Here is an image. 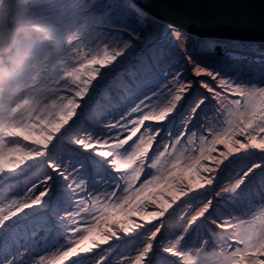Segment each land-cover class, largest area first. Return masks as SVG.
I'll use <instances>...</instances> for the list:
<instances>
[{
	"label": "rangeland",
	"instance_id": "1",
	"mask_svg": "<svg viewBox=\"0 0 264 264\" xmlns=\"http://www.w3.org/2000/svg\"><path fill=\"white\" fill-rule=\"evenodd\" d=\"M46 2L45 8L20 16L23 0H0V12L6 9L0 13V60L9 53L1 66L7 71L4 63H11V73L19 71L8 78L9 92L2 89L7 82H0V196L16 185L21 188V202L0 213V244L9 250L0 247V252H6L7 264H23L20 257L28 251L30 264H77L85 252L109 246L108 252L115 248L113 255L104 256L118 264H151L154 258L194 264L188 263L181 247L180 237L188 234L202 239L195 253L207 254L202 264H264V233L256 234L252 253L231 251L234 228L206 226L212 208V216H219L222 205L226 209L222 203L228 199H221V192L230 186L262 192V198L255 195L264 211V44L191 39L161 28L130 1L134 8L124 0ZM121 16L127 27L113 24L112 19L117 22ZM33 40L38 47L29 49ZM220 51L260 57L256 63H235L236 82L220 78L228 67L226 60L213 56H221ZM151 52L173 58L172 68L153 58L158 76L148 88L147 83L141 87L151 73ZM190 53L209 58H191ZM14 54L20 56L11 61ZM172 71L178 75L174 81L167 78ZM187 72L192 78L185 83L189 87H177L176 80L183 81ZM135 87L140 88L134 93ZM205 90L210 94L204 93L207 102L199 110L208 107L214 118L202 112L196 125L187 126L199 113L200 100L192 92L197 96ZM187 92L192 97L185 96ZM182 107L179 115L176 110ZM167 120L170 125L162 136ZM174 121L176 130L171 127ZM91 159L100 162L93 167ZM69 179L82 185L59 197L57 204L65 212L58 216L54 210L42 219L58 190L56 183ZM25 226L38 235L26 240L23 233L31 232ZM65 227L74 241L69 247L56 241L36 254V246L45 243L41 232L62 228L63 233ZM215 235L229 242L225 250L220 244L209 256L203 240ZM136 238L139 244H131Z\"/></svg>",
	"mask_w": 264,
	"mask_h": 264
},
{
	"label": "trees",
	"instance_id": "2",
	"mask_svg": "<svg viewBox=\"0 0 264 264\" xmlns=\"http://www.w3.org/2000/svg\"><path fill=\"white\" fill-rule=\"evenodd\" d=\"M46 1H50V0H28V1H24L23 0V2H24V5L22 6V7H19L18 8V11H21V13L19 14L20 16H23V15H25V14H29V12H30V10H33V9H35V8H45V6L47 5V2ZM46 2V3H45ZM124 2H126V3H128V5L130 4V6H132L133 8H134V6L133 5H131V3H129V0H124ZM17 5H19V6H21L22 4L18 1L17 2ZM100 9V8H99ZM98 9V10H99ZM4 11H6V9L4 10H2L0 13H2V12H4ZM22 14V15H21ZM33 15V14H32ZM31 15V16H32ZM21 19H24V17L23 18H21ZM123 19H124V16H121L120 17V19H115V20H118L117 22H115L114 21V19H112V21H113V24L114 25H119L118 27H120V26H123V27H127L125 24L127 23V21L126 22H123ZM153 20V19H152ZM112 21L111 22H109L108 24H112ZM156 24H158V26H160L161 28H165L166 26L164 25V24H162L161 22H159V21H156V20H153ZM98 29H101V28H98ZM110 31H112V30H110ZM114 31H116V32H118L119 30H117V29H113V32ZM1 33V32H0ZM183 35H185V34H183ZM187 37H189V38H191V39H193V37H191V36H188V35H186ZM123 38H125V39H130V38H128V37H123ZM159 38V37H158ZM25 42H26V40H22V44H25ZM39 43H40V41H39ZM156 46L157 45H159V43L157 44V43H154ZM12 45V44H11ZM10 45V46H11ZM14 45H16V43L14 44ZM13 45V46H14ZM138 46H140V44L138 45ZM142 46V45H141ZM162 47V42H161V44L159 45V47ZM15 47V46H14ZM13 47V48H14ZM29 49L30 48H34V47H38V44H36L35 42H34V40H33V42H31V44H29V46H27ZM12 48V47H11ZM12 48V49H13ZM159 51V50H158ZM152 53V52H151ZM240 53H242L241 54V57L239 58V59H234V58H231V57H229V56H227V55H221V56H218V55H213L214 57H216V58H222V59H224V60H226L225 61V63L224 64H227V66L228 67H226L225 68V70H224V72L225 73H222V76L220 77L221 79H231V80H234V81H238V79H237V77H235V74H236V70L238 69V67L237 66H235V63L236 62H240L242 59L244 60H250L251 61V59L252 60H254L255 62L254 63H256L258 60H257V58L256 57H260V56H256L255 58L254 57H246L244 54L245 53H243V52H240ZM8 54L9 53H7L6 54V58H7V56H8ZM177 54V53H176ZM155 55V56H154ZM171 55V54H170ZM180 55H184V53H180ZM13 56H15V57H19L20 55H18V54H14V55H12L11 57H10V60L12 61V58H13ZM148 56V55H147ZM173 56H175V55H173ZM192 56L193 57H199V56H202V57H206V58H209V56H207V55H196V54H194L193 55V53L191 54L190 53V57L192 58ZM6 58H5V60H6ZM16 58V59H17ZM153 58H155L156 60L157 59H160L161 60V62H166L165 63V65H170L171 66V64L169 63V61L170 60H172L173 58H170V57H167L166 56V53H161L160 55H156L155 53H152V54H150V56H148V60H151V65L149 66V67H151L150 68V70H151V73L148 75V78L147 79H145L144 81L145 82H142L141 83V87L143 86V83L145 84V83H147L145 86L148 88V84L149 83H151V82H153V78L154 79H156V77L158 76V74H157V65H155L154 64V59L152 60ZM184 58H186V57H184ZM183 58V61H185L186 59H184ZM5 60H0V72L1 71H5V69L1 66L2 64L1 63H3ZM18 60V59H17ZM180 60H182V59H180ZM194 60V59H193ZM17 62V61H16ZM181 62V61H180ZM260 63H261V61H259ZM258 62V63H259ZM263 62V61H262ZM184 63H187V60L184 62ZM195 63H199L200 65H202V66H204V67H206V68H210L209 67V65L210 64H206V63H202V62H199V61H197V62H195ZM5 64V66H7L8 67V70L7 71H5V73L4 74H2L4 77H1L0 76V82L2 83V82H4L5 84H6V82H7V84L6 85H4V86H2V89L3 90H5V91H7L8 90V78H11L12 76H14V75H18V73H19V71H14V72H12L11 73V71H13L14 69H12V68H14V66L12 67V65H11V63H4ZM10 65H11V67H10ZM170 68H172V66L170 67ZM170 68H167V70H169ZM155 70V72L156 73H154L153 71ZM224 69V68H223ZM166 70V71H167ZM241 71V70H240ZM6 74H7V76H6ZM173 75H175L174 77H173ZM176 77H178V75L176 76V72H170V73H168V75H167V78H172L173 80L172 81H174L175 80V78ZM21 78L23 79L24 78V76H21ZM195 78H197V77H195ZM5 80V81H4ZM187 80H189V82H191L192 81V78L190 77V75L188 74V72L185 74V76H184V79H183V81L182 80H180V81H177L176 80V85H178L177 87H179V85H182V84H184V85H186V86H188L189 87V85L188 84H185L186 82H187ZM26 81V79L24 78V81H23V83ZM171 81V80H170ZM195 82V81H194ZM206 84H208L209 86H211L210 85V81H207L206 82ZM237 84V83H236ZM6 87H7V90H6ZM140 87H135L134 88V90H133V92L135 93V91H137L138 89H139ZM203 89H205L204 87H202ZM231 88H233V87H231ZM1 89V90H2ZM229 90H231L230 88H228ZM23 91H25V89L23 90ZM7 92H9V91H7ZM206 90L205 91H203V95L202 94H199V95H195V93H196V91L194 92H192L193 93V97L194 98H196V99H198V102H199V100H200V103H199V105H198V107H197V109L199 110V108H201V106H203L207 101H205V99H204V93L206 94ZM208 94H210V92H207ZM185 94V96H190V97H192L191 95H189V92H187V93H184ZM228 96H229V98H232L233 96L231 95V94H227ZM186 99H187V97H186ZM114 102V101H113ZM117 103V102H116ZM227 104H229V102L227 103ZM181 107V106H180ZM229 107V105H227L225 108H228ZM229 109V108H228ZM185 109H184V107H182V108H180V109H178V110H176V111H178L179 112V115H180V113H182V111H184ZM207 111V113H206V115H209L212 119L214 118V116H213V110L212 111H210L209 110V108L207 107V108H205V107H203V109H200L199 110V113H198V111H197V113H196V115H195V118H196V120H195V118L193 119V121L192 122H189L188 124H187V126H189V125H193L194 123H197L198 121H199V119H200V115H201V113L202 112H206ZM226 111H225V118H226ZM217 115V114H216ZM113 116H117V114L116 113H113ZM174 116L175 115H172V116H170L169 118H168V120H171V118H174ZM107 120H110L111 118H110V116H108L107 118H106ZM217 119H219L218 120V122H220L221 121V112L219 113V115H218V118ZM111 120H113V118L111 119ZM166 121V122H164L163 123V125L161 126L162 127V129L164 130L163 132H161V134L162 133H164L165 131H166V128H168V126L170 125V122L169 121ZM216 122V121H215ZM220 124V123H219ZM102 125H104V124H102ZM174 125V129H175V127L177 128V122L176 121H174V123L173 124H171V127ZM194 125H196V124H194ZM86 130H88V131H90L91 130V128H89V126L87 125L86 126ZM176 130V129H175ZM175 130H173V131H171L170 133H172V132H175ZM191 131V129L190 128H188L187 129V131L186 132H190ZM162 136H163V134H162ZM172 136V135H171ZM92 139V138H91ZM95 139H98V138H95ZM185 139V138H184ZM99 140V139H98ZM101 140H102V138H101ZM161 140H162V138H161ZM160 140V141H161ZM183 142V141H182ZM172 143V142H171ZM184 143H186V140L184 141ZM57 144V143H56ZM155 144V143H154ZM179 144H181V142L179 143ZM154 146V145H153ZM159 146V144L157 145V147ZM170 146V145H169ZM156 147H154V149H155ZM179 148H181V146H179ZM61 149L63 150V146L61 147ZM154 149H153V151H154ZM126 154V153H125ZM151 160H152V158H151ZM91 161V164L90 165H92L93 167H95V164H98V161L99 160H97V159H91L90 160ZM100 162V161H99ZM25 166H23V167H25L26 169L28 168V166H26V165H28V164H24ZM154 166V165H153ZM23 171H25V169L23 168L22 169ZM154 171H155V167H154V169H153ZM153 171V172H154ZM143 178H140V181L142 180ZM80 181H76V182H73V181H71V179H69V181H66V182H58V183H56V186H54V188L55 187H57V189L58 190H56L57 192L55 193V195H53V198H51V200H50V202H49V205H47V208H46V210H43V216H42V219H46L47 218V216H49L50 214H52V212L55 210L56 211V213H55V215L57 214L58 216H61L60 214L61 213H63V212H65V207L63 208L61 205H58L57 203H58V201H59V197H62L63 196V194H64V196H67L68 194L69 195H71V194H73V193H71L72 192V190L70 189V188H75L77 185V183H78V187L80 188L81 187V183H79ZM58 184V185H57ZM16 187V189L15 190H13V191H10V192H8L7 191V193H8V195L7 196H0L1 198H0V201H2V200H4L5 199V197H6V201L4 202V204H2L1 205V207H0V213H1V211H2V209H6L7 211H9L10 210V208L11 207H14V206H16L18 203H20L21 201V199H20V197H21V195H19V193H21V188L19 187V186H15ZM68 187H69V189H68ZM20 188V189H19ZM227 190L226 191H224L223 193L221 192V195H224L223 197H221V199H223V198H227L228 200H226V202H224V203H222V204H225L226 205V209H224V207H223V205L221 206V208L219 207V216H212V214L211 213H214L213 211H214V209L212 208V210H211V212H209L208 213V215H207V228L209 229V230H211V229H213V227H216V226H218V225H221V227L223 226V225H226V224H228L227 226H230V228L231 229H233L234 228V230H231V235H234V241H232L231 242V244L229 245V248L228 249H230L231 251H235V250H242V251H244V252H253L254 251V249H255V247H256V240H255V237H257L256 236V234H259V233H264V211L262 210V204H260V203H258V202H256L257 200H256V195H259L261 198H262V195H263V193L261 192V193H253V192H251L250 190H249V192H247L248 190H247V188L246 187H243V188H241V189H238V188H236L235 186H230L229 188L227 187L226 188ZM15 191V192H14ZM11 192H14V193H11ZM22 192H23V190H22ZM247 192V193H246ZM256 194V195H255ZM250 195V196H249ZM216 196V195H215ZM215 199H216V197H214ZM215 199L213 200V202L215 201ZM217 200V199H216ZM210 202H212V200L210 201ZM215 205H217V204H215ZM27 210H28V208H27ZM31 211V210H30ZM70 211H73V209H71ZM40 212V211H39ZM39 212L38 211H36V212H33V214L34 215H37V214H39ZM215 214V213H214ZM33 215V216H34ZM27 216H29L28 215V213L26 212V217ZM0 217H1V214H0ZM29 217H31L32 218V215H30ZM29 217H27V218H29ZM75 218V217H74ZM74 218H72V220L74 219ZM233 219V220H231V219ZM4 222H7L6 220H3ZM35 221V219L33 218V220L32 221H30V222H34ZM15 222H17V221H15ZM26 222H28L29 223V221H26ZM25 222V223H26ZM27 223V224H28ZM215 224V225H214ZM2 225H3V223H2ZM35 225H37V224H35ZM27 227H29L30 228V226H27ZM36 227H38L37 228V230L39 229V228H41V226L39 225V226H35V228ZM225 227V226H224ZM66 228V227H65ZM25 229H27L26 228V226H25ZM62 228H60L58 231L55 229V231H56V233H52V232H41L40 234H39V236L43 239V240H45V243H43V242H41V243H39L37 246H36V248L38 249H40L39 250V252H38V250H37V252L38 253H36V254H43L44 252H46V251H48L49 249H51L52 247H53V244L56 242V241H59V243H60V241H61V243L63 242V241H65L66 242V246H65V248L66 247H69L74 241H71V239H70V231H71V229H69V227L68 228H66V230H64L63 231V233L60 231ZM27 230H29L30 232H31V234H29L28 233V231L27 232H25V233H23L24 234V236L26 237V240L28 239H30L32 236H34L35 234H37L38 235V233H36V232H34V230H33V228H30V229H27ZM233 231H235V233H233ZM60 233V234H59ZM44 234V235H43ZM63 234V239H65V237H67V239H65V240H61V235ZM43 235V236H42ZM189 236H187V235H184V236H181L180 238H183L184 239V242H183V244H182V248L184 249V252H185V256H186V260L188 261V263H191V262H193L194 264H202V262H204V261H202V260H206L207 259V254H205V255H203L202 256V254H198V255H196L195 253H196V251H197V249L199 248V246H201V245H199V243H200V241L202 242V239H195L194 237H193V235H191V234H188ZM186 237V238H185ZM232 237V236H231ZM210 239H205V240H203V242L205 243V247H207L208 246V252H209V256L210 255H212V254H216L217 253V251H218V249H217V246L218 245H220L221 244V251L222 250H225V244L226 243H228L229 242V238H226V237H223L222 235L220 236V235H215V236H211V237H209ZM42 240V241H43ZM4 240H2V242H3ZM137 242V243H136ZM139 242H140V238H136V240L135 239H133L132 240V242H131V244H139ZM24 244H26V242L24 243ZM76 244V243H75ZM260 244V243H259ZM3 245V246H2ZM108 245H110V244H108ZM0 247L1 248H4L5 247V249H6V251L8 252L9 250L7 249L8 247L6 246V244H3V243H1L0 244ZM111 246H109V247H102V248H99V249H97V250H91V252H85L83 255H81V256H79L78 257V262H77V264H118L116 261H115V259H111L110 258V260L108 259V257H107V259H106V256H104L106 253H110V255L112 256L113 254H111V253H113V251L115 250V248H113L112 247V249H111V252H108V248H110ZM134 248H137V245H135L134 246ZM134 248H133V250H134ZM204 249V248H203ZM4 251V250H3ZM0 252V259H1V261H0V264H7V262H6V258H8V256H7V254H6V252L4 253V252ZM62 250H60V252H61ZM31 253L28 251V252H26V253H23L22 255H21V257H20V260L21 259H23L22 261H24L23 262V264H30V262H31V259H32V256H30V257H27V256H29ZM14 255H16V253L14 254ZM14 255H12V256H9V257H13ZM59 256V255H58ZM57 256V257H58ZM110 256V257H111ZM197 256V257H196ZM114 257H115V255H114ZM262 257V256H261ZM5 258V259H4ZM204 258V259H203ZM2 259H3V261H5L4 263H1L2 262ZM117 259V258H116ZM209 259V258H208ZM208 259L206 260V261H208ZM20 260H18V261H20ZM157 260H158V262L160 263V264H167V261H165L164 259H159V258H157V259H153L152 260V263L151 264H156L157 263ZM17 261V262H18ZM41 262L40 261H38V264H40ZM41 264H43V263H41ZM204 264V263H203Z\"/></svg>",
	"mask_w": 264,
	"mask_h": 264
},
{
	"label": "water",
	"instance_id": "3",
	"mask_svg": "<svg viewBox=\"0 0 264 264\" xmlns=\"http://www.w3.org/2000/svg\"><path fill=\"white\" fill-rule=\"evenodd\" d=\"M129 1L164 24L167 31L195 39L264 44V0ZM220 53L234 59L241 57L227 51Z\"/></svg>",
	"mask_w": 264,
	"mask_h": 264
}]
</instances>
